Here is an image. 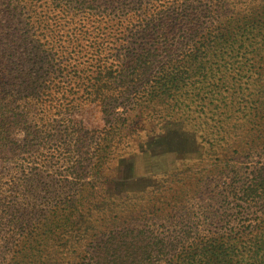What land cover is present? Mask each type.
Segmentation results:
<instances>
[{
    "label": "rangeland",
    "instance_id": "rangeland-1",
    "mask_svg": "<svg viewBox=\"0 0 264 264\" xmlns=\"http://www.w3.org/2000/svg\"><path fill=\"white\" fill-rule=\"evenodd\" d=\"M64 2L0 0V264H164L255 225L264 129L247 106L264 97V35L247 26L264 24V0ZM155 21L170 49L158 60L185 85L120 86L105 113L75 76L137 56ZM28 72L48 96L20 98ZM142 229L175 249L160 255ZM121 230L124 246L103 243Z\"/></svg>",
    "mask_w": 264,
    "mask_h": 264
},
{
    "label": "trees",
    "instance_id": "trees-1",
    "mask_svg": "<svg viewBox=\"0 0 264 264\" xmlns=\"http://www.w3.org/2000/svg\"><path fill=\"white\" fill-rule=\"evenodd\" d=\"M92 1L96 0H65L64 3H91ZM187 20V25L190 26V18H187ZM155 24V28H151V31L157 34L156 36L158 37V40L154 39L152 41L153 43L150 44V47L148 48L142 47L141 50L136 53L137 56H133L129 59L128 62L120 65L110 64L109 66H105L99 61L96 65V68L94 70H91L90 72L93 73V75H89L90 73L83 72L80 73V76H75L79 80L84 79L86 81L88 87V89L85 91L86 98L90 101L100 102L105 113L112 112L115 106L114 103L117 101L116 95L114 97L113 94L114 91H116L115 89L119 88L120 86H123L124 90L127 91V87L131 88L140 86L141 84L153 82L151 83L152 85H155V87L159 89L162 94H166L172 89V87L176 86L177 84H179V88L185 85V81H183L180 77H175V73L171 71L175 68L173 64L163 66V63L158 60V56L162 54L164 56H170V54L168 53L170 49L167 36L163 37L164 35L162 34V32L160 33V24L158 23V21H155ZM194 25L197 26L198 24ZM254 27L257 34L261 33L262 35H264V24L255 26L253 24H250L247 26V32L252 31ZM188 29L189 33L187 35V38L190 40V27ZM218 33L223 34L222 31H216L214 34H211L216 36V34ZM236 34H238V31L230 33V35ZM195 36L196 33L194 32L191 36L192 41H194L193 37ZM209 48L211 50L213 48L212 45H209ZM198 49L199 47L197 49L193 47L190 52L196 51ZM219 49L220 47L217 48V50ZM170 61L171 59H169L168 63ZM245 61L242 63L243 67L247 66V62ZM224 66L227 65L225 64ZM231 66L232 65L230 64L228 65L229 68ZM154 68L159 69L156 77H154V75H151V71H153ZM27 76L29 77V84H27L23 88L18 89L21 99L25 98L30 93H33L35 96L49 95L50 85L48 82H46V79L35 78L32 76V72H28ZM204 79L205 77L202 76V78L200 80L198 79L197 82H201ZM244 82L245 81H243V83ZM10 87L13 88L12 85H10ZM39 88H41V91H39ZM174 89L176 90V88ZM263 90V84L258 86V92ZM133 94L135 93L132 92L129 95L130 99L134 98ZM159 98L160 96L154 93L150 94L149 98L146 99L157 102ZM263 99L264 97L259 95V98H257L252 102V104L247 106L250 109L251 107L255 109L256 114L259 116V120L256 121V126L258 127V129L260 127L264 129V121H262V119H264ZM1 104L7 103H0V105ZM8 111H10V109ZM3 113L4 112H2V114ZM2 127H4V125H2ZM260 164L264 165V162L261 161ZM247 188H250V191H252L254 195H257L259 191L263 193L264 178L262 177L260 181L256 183L254 182V184L247 186ZM262 203H264V201H262ZM261 206L262 211L261 214L257 217L255 225H253L252 223H248L247 225H244L243 228H240L238 230L230 229L227 232L222 233L220 235L221 237L218 244H216L215 242H211L206 238L204 239V241H201L200 239L198 241H193L191 243L192 247H190V250L182 249V251L177 254L178 257L181 256L180 258L171 260V254L168 258H166L164 264H219L218 261L222 256H225L224 259L221 260L222 264H264V204H262ZM130 232L132 233L133 231ZM133 233L134 236L136 235L141 237H146L145 234H147V241H150V243L152 244H156L160 255L166 256V254L170 252L171 247L175 249L174 245H167V240L159 238L158 236H154L151 231H148L146 229L135 231ZM128 236L129 235L127 232H125V230H121L111 235L110 239L104 241L103 243L111 245L113 247L124 246V244L130 241L128 239H130L131 237L128 238ZM100 247L101 246H98L97 249ZM213 256H217L215 257L216 260L213 259ZM225 260L226 262H224ZM131 264L135 263L131 261Z\"/></svg>",
    "mask_w": 264,
    "mask_h": 264
}]
</instances>
